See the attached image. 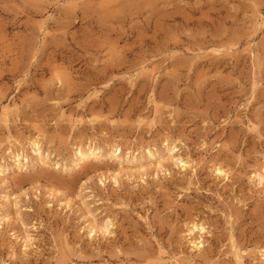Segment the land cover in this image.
<instances>
[{
    "label": "rangeland",
    "instance_id": "374dc122",
    "mask_svg": "<svg viewBox=\"0 0 264 264\" xmlns=\"http://www.w3.org/2000/svg\"><path fill=\"white\" fill-rule=\"evenodd\" d=\"M0 264H264V0H0Z\"/></svg>",
    "mask_w": 264,
    "mask_h": 264
},
{
    "label": "bare ground",
    "instance_id": "6f19581e",
    "mask_svg": "<svg viewBox=\"0 0 264 264\" xmlns=\"http://www.w3.org/2000/svg\"><path fill=\"white\" fill-rule=\"evenodd\" d=\"M36 145V144H35ZM96 155V153H95V151L94 150H92V151H89V152H87V153H82L81 151L79 152V157L77 158V160H76V163H75V165H77V164H79V163H82V162H84L85 160H87L88 158H91V157H93V156H95ZM164 161V160H163ZM158 165V164H157ZM16 166L19 168V169H21V168H24V167H22V165H20L19 163L18 164H16ZM15 166V167H16ZM74 166V165H73ZM184 167H186V164H184L183 165ZM77 167V166H76ZM157 168V167H156ZM2 171V170H1ZM3 172V171H2ZM4 173V172H3ZM219 173V172H218ZM220 174H223V172L222 171H220ZM225 176V175H224ZM227 176V175H226ZM200 227V226H199ZM197 229V228H196ZM203 230V229H202ZM201 230V231H202ZM109 231V229L107 228L106 229V232H108ZM105 232V233H106ZM97 233V231H96V228H92V234H96ZM109 234V233H108ZM198 245V244H197ZM198 247V246H197Z\"/></svg>",
    "mask_w": 264,
    "mask_h": 264
}]
</instances>
